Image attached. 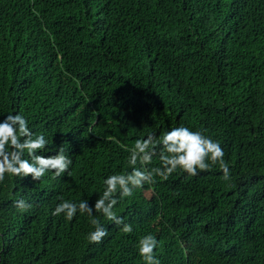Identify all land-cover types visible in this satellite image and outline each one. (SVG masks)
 I'll return each instance as SVG.
<instances>
[{
    "label": "trees",
    "instance_id": "obj_1",
    "mask_svg": "<svg viewBox=\"0 0 264 264\" xmlns=\"http://www.w3.org/2000/svg\"><path fill=\"white\" fill-rule=\"evenodd\" d=\"M9 111L73 163L0 183V264H142L148 233L161 264H264V0H0ZM180 125L220 142L229 181L217 167L157 177L113 209L133 231L102 220L99 244L86 215L51 214L61 198L93 204L105 176L130 171L121 145Z\"/></svg>",
    "mask_w": 264,
    "mask_h": 264
},
{
    "label": "clouds",
    "instance_id": "obj_2",
    "mask_svg": "<svg viewBox=\"0 0 264 264\" xmlns=\"http://www.w3.org/2000/svg\"><path fill=\"white\" fill-rule=\"evenodd\" d=\"M0 116H3L0 119V183L6 177L37 181L49 172L53 177L69 173L72 159L65 154L63 147L54 145L44 133H35L28 118L11 111L6 114L0 112ZM157 146L160 147L159 165L152 166ZM121 147L129 153L127 164L130 171L105 176L98 198L91 205L87 199L74 202L61 198V202L52 209V215H63L66 221H71L78 213L86 215L92 229L86 233L88 244H99L108 235L102 220L122 225V232L131 233V224L125 223L113 209L121 199L133 196L134 191L145 184H155L157 177L166 180L177 169L189 176H196L198 171L217 167L224 181L231 179L230 166L224 158L225 152L220 142L187 126L173 127L158 140L149 134L146 138L137 139L131 147ZM50 150L55 154H44ZM138 163L139 167H136ZM13 205L20 212L32 207L23 198L13 200ZM157 246L158 241L151 233L138 238L136 254L142 264H161L154 254Z\"/></svg>",
    "mask_w": 264,
    "mask_h": 264
},
{
    "label": "bare ground",
    "instance_id": "obj_3",
    "mask_svg": "<svg viewBox=\"0 0 264 264\" xmlns=\"http://www.w3.org/2000/svg\"><path fill=\"white\" fill-rule=\"evenodd\" d=\"M132 59V58H131ZM138 60V59H137Z\"/></svg>",
    "mask_w": 264,
    "mask_h": 264
}]
</instances>
